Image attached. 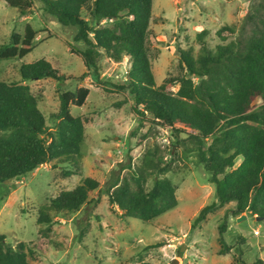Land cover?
Returning a JSON list of instances; mask_svg holds the SVG:
<instances>
[{"label": "rangeland", "instance_id": "obj_1", "mask_svg": "<svg viewBox=\"0 0 264 264\" xmlns=\"http://www.w3.org/2000/svg\"><path fill=\"white\" fill-rule=\"evenodd\" d=\"M89 25H96L86 10L81 12ZM264 20V0H152V18L147 39L155 84L175 76L179 50L191 48L198 56L203 46L215 49L230 42L243 44ZM117 19H104L98 26H112ZM35 30L33 49L21 58L0 59V80L21 82L38 99L47 131L54 132L58 121L60 94L80 86L89 89L81 106H70L71 115L84 125L80 146V169L57 159L33 172L0 183V233L6 242L25 245L28 264H117L147 261L153 264H243L258 258L264 261V220L257 215H235V202L220 205L210 172L197 157V146L184 132H177L150 113L134 108L127 88L130 59L119 61L103 50L97 61V78L74 53L76 27L62 25L44 9L41 0H32L30 13L0 0V45L8 43L13 32L23 33L25 25ZM205 32L199 38L198 34ZM50 62L62 81L42 78L22 81L20 65L38 59ZM176 90L177 84L168 85ZM259 98L255 105L260 104ZM143 110L141 106L138 107ZM155 156L171 168L165 176L175 185L177 205L144 222L123 215L111 207L105 192L116 175L129 176L142 163L144 154ZM241 159L236 158L234 167ZM99 183L89 192L78 211L54 213L51 222L39 224V210L49 205L62 190H69L85 177ZM152 176L146 187L152 185ZM213 209L196 221L207 205ZM241 214V215H242ZM47 231H46V230ZM223 239L221 244L220 239ZM225 246L226 252L221 254Z\"/></svg>", "mask_w": 264, "mask_h": 264}, {"label": "trees", "instance_id": "obj_2", "mask_svg": "<svg viewBox=\"0 0 264 264\" xmlns=\"http://www.w3.org/2000/svg\"><path fill=\"white\" fill-rule=\"evenodd\" d=\"M18 8L21 16L31 11L32 0H4ZM44 9L62 25L76 27L70 47L95 78L100 51L119 61L130 59L127 88L134 108L150 113L156 120L184 132L197 146V157L205 163L209 181L215 185L220 205L235 202V215L246 213L264 220V20L243 44L230 42L215 49L203 46L198 56L191 48L180 49L178 73L155 84L148 54L147 39L152 18V0H41ZM94 19L89 25L81 16ZM112 26H98L104 19H117ZM205 32H200L201 38ZM36 30L26 24L23 33L13 32L8 43L0 45V59L21 58L34 46ZM22 81L54 78L63 80L49 61L41 58L20 65ZM177 84L176 90L168 85ZM89 89L80 86L60 94L58 121L54 132L47 131L38 99L27 84L0 80V183L22 177L40 165L57 159L73 165L66 175L80 169V146L84 125L70 106H81ZM261 100L255 105V99ZM141 106L142 111L138 109ZM240 158L234 167L235 159ZM153 152L147 151L142 163L129 176L116 174L105 192L111 207L125 216L148 222L177 205L175 185L165 176L170 170ZM152 176V185L146 187ZM99 182L85 177L69 190H62L48 206L39 210L37 222L52 221L54 213L78 211L87 202L89 192ZM212 205L204 206L196 221L205 218ZM45 229V230H46ZM46 230V231H47ZM223 244V239H220ZM25 244L12 246L0 233V264H28ZM221 248V254L226 252ZM117 264H153L147 261ZM243 264H264L260 258Z\"/></svg>", "mask_w": 264, "mask_h": 264}, {"label": "water", "instance_id": "obj_3", "mask_svg": "<svg viewBox=\"0 0 264 264\" xmlns=\"http://www.w3.org/2000/svg\"><path fill=\"white\" fill-rule=\"evenodd\" d=\"M243 218H245V215H244V214L240 215V216L237 218V220H241V219H243ZM256 218H257L258 220L261 219V217H259V216H256ZM171 264H176V260L174 259V260L171 262Z\"/></svg>", "mask_w": 264, "mask_h": 264}]
</instances>
